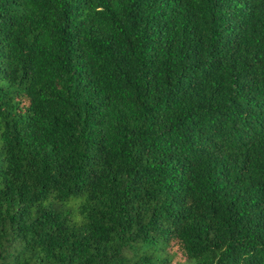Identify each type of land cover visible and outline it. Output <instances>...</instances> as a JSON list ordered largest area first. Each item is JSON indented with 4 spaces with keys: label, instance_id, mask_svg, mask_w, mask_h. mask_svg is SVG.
Here are the masks:
<instances>
[{
    "label": "trees",
    "instance_id": "1",
    "mask_svg": "<svg viewBox=\"0 0 264 264\" xmlns=\"http://www.w3.org/2000/svg\"><path fill=\"white\" fill-rule=\"evenodd\" d=\"M0 264H264V0H0Z\"/></svg>",
    "mask_w": 264,
    "mask_h": 264
},
{
    "label": "rangeland",
    "instance_id": "2",
    "mask_svg": "<svg viewBox=\"0 0 264 264\" xmlns=\"http://www.w3.org/2000/svg\"><path fill=\"white\" fill-rule=\"evenodd\" d=\"M176 261H177V260L175 259V260L173 261V263L176 262Z\"/></svg>",
    "mask_w": 264,
    "mask_h": 264
}]
</instances>
